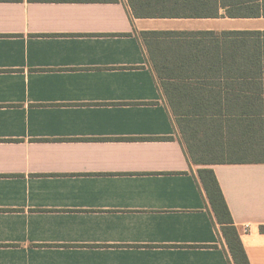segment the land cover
<instances>
[{
  "label": "crops",
  "instance_id": "crops-1",
  "mask_svg": "<svg viewBox=\"0 0 264 264\" xmlns=\"http://www.w3.org/2000/svg\"><path fill=\"white\" fill-rule=\"evenodd\" d=\"M171 1L0 0V264H234L201 168L264 264V70L159 75L140 37L263 32L264 0Z\"/></svg>",
  "mask_w": 264,
  "mask_h": 264
},
{
  "label": "trees",
  "instance_id": "trees-1",
  "mask_svg": "<svg viewBox=\"0 0 264 264\" xmlns=\"http://www.w3.org/2000/svg\"><path fill=\"white\" fill-rule=\"evenodd\" d=\"M172 1V4H177L176 0ZM242 2L243 0H239V3ZM140 37L159 75L165 70L173 72L178 69L193 72L206 67L210 69V66L214 64L220 67L230 66L234 70H264V31H227L221 34L190 31H143L140 32ZM215 42H232L231 47L235 50L229 51L228 56L234 61L228 63L226 48H222ZM213 47L216 49L214 57L217 61L199 57L201 52L197 51H201L202 48L211 50ZM197 48L200 49L197 50ZM202 53L204 54L203 51ZM192 161L194 163H205V161L225 163L235 160L192 158ZM198 176L211 212L220 225L221 235L234 264H250L213 170L198 169ZM260 230L264 232V226H261Z\"/></svg>",
  "mask_w": 264,
  "mask_h": 264
}]
</instances>
